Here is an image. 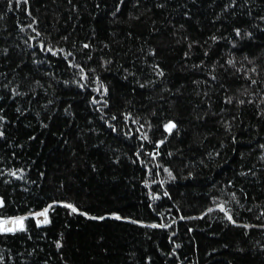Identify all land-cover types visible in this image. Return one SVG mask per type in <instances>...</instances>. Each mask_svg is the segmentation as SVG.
Returning a JSON list of instances; mask_svg holds the SVG:
<instances>
[{
	"label": "trees",
	"instance_id": "obj_1",
	"mask_svg": "<svg viewBox=\"0 0 264 264\" xmlns=\"http://www.w3.org/2000/svg\"><path fill=\"white\" fill-rule=\"evenodd\" d=\"M19 217L0 264H264V0H0Z\"/></svg>",
	"mask_w": 264,
	"mask_h": 264
},
{
	"label": "snow or ice",
	"instance_id": "obj_2",
	"mask_svg": "<svg viewBox=\"0 0 264 264\" xmlns=\"http://www.w3.org/2000/svg\"><path fill=\"white\" fill-rule=\"evenodd\" d=\"M24 2L26 3L27 0H24ZM85 47H88V45H85ZM50 50V49H49ZM55 54V53H53ZM175 127L174 124L169 123L168 125L165 126V130L168 132H171V130ZM66 207H72L71 205H65ZM73 211H76V209L74 207H72ZM221 211H224L223 206H221ZM39 215H45L46 213H40ZM225 215L227 216V218L231 221L232 217L230 215H228L227 212H225ZM119 218V217H117ZM45 223L47 222V219H45L44 221ZM6 224H19V229H14V228H10V227H5ZM153 227H155V225H153ZM15 230H23V222L22 219L18 220V221H0V231H15Z\"/></svg>",
	"mask_w": 264,
	"mask_h": 264
},
{
	"label": "rangeland",
	"instance_id": "obj_3",
	"mask_svg": "<svg viewBox=\"0 0 264 264\" xmlns=\"http://www.w3.org/2000/svg\"><path fill=\"white\" fill-rule=\"evenodd\" d=\"M40 213H46V216L45 215H39ZM33 217H34V219H35V221H36L37 224H39V225L45 224V222H44L45 219H47V221H48L47 209H45V210H43V211H41L39 213L33 214ZM21 219H22L23 227H24V220H25L24 217H19V218H4V219H0V221H18V220H21ZM5 227L19 229L20 226H19V224H6ZM1 232H11V231H1Z\"/></svg>",
	"mask_w": 264,
	"mask_h": 264
}]
</instances>
